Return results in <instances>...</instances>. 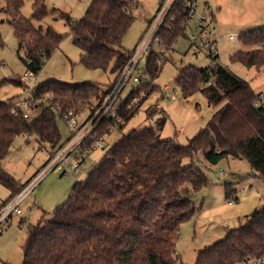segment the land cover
Wrapping results in <instances>:
<instances>
[{
    "label": "trees",
    "instance_id": "16d2710c",
    "mask_svg": "<svg viewBox=\"0 0 264 264\" xmlns=\"http://www.w3.org/2000/svg\"><path fill=\"white\" fill-rule=\"evenodd\" d=\"M4 1L8 22L24 54L22 60L27 70L36 74L59 48L63 36L50 26L45 29L34 24L49 16L46 0H32L30 20L21 13L24 0ZM52 12L71 27L82 50V64L89 69L107 70L114 61L112 72L117 81L133 54L118 50L135 21L130 1L94 0L85 17L77 22L65 12ZM176 12L177 21L158 32L159 45L167 50L184 34L183 6H178ZM240 38L247 50L232 58L248 68L262 69L264 29ZM157 56L152 50L147 58L144 72L149 79L141 74L137 88L124 99L118 97L115 109L121 122L114 126L113 119L104 117L85 139V147L113 127L122 131L140 111L156 88L153 81L160 71ZM217 59L205 68H181L175 79L185 98L201 92L210 106L219 107L207 125L186 144L173 137L162 138V119L155 126L123 133L88 178L76 180L67 200L53 214L44 213L38 223L28 227L22 264H177L173 253L180 228L196 214L194 193L208 185L203 168L195 165L196 158L202 156L212 165L229 157L244 158L252 174L264 180V103L256 107L260 94ZM115 83L102 90L90 82L70 85L49 80L30 91L28 101L38 102L36 108L42 107L31 118L24 117L18 104L0 99V183L11 190L10 199L27 185L18 184L3 167L16 137L35 136L41 147L55 149L61 141L58 118L68 111L79 115L89 110L93 115ZM57 151L52 152L51 159ZM232 193L234 190H228L227 197ZM248 260H262L259 264H264V206L222 240L199 250L195 264H245Z\"/></svg>",
    "mask_w": 264,
    "mask_h": 264
},
{
    "label": "rangeland",
    "instance_id": "374dc122",
    "mask_svg": "<svg viewBox=\"0 0 264 264\" xmlns=\"http://www.w3.org/2000/svg\"><path fill=\"white\" fill-rule=\"evenodd\" d=\"M93 1L46 0L49 16L43 22H34V24L42 25L45 29L52 27L63 36V41L45 60L38 73L33 74L27 70L22 60L24 54L19 51L14 28L8 22V16L4 11L5 1L0 0L1 100L16 103L25 111L30 89L49 80L70 85L90 82L99 85L102 90H107L116 82L117 75L112 72L114 61L107 70L89 69L82 64V50L75 42L71 27L65 19L57 17V12H52L54 9L65 12L77 22L85 17ZM129 1L135 21L125 34L121 48L118 49L126 54L134 52L137 45L145 38L150 30H148L149 21L155 17L160 6V0ZM221 4H224V9L221 10L217 23L219 36L217 61L248 81L256 94H260L264 99V67L260 70L255 67L248 68L232 58L235 53L247 50L241 42L242 34L264 29V0H221ZM21 13L25 19H32V0H24ZM189 33L190 30L184 31L169 50L161 47L157 42L154 43L153 50L158 55L157 61L160 67L153 81L155 90L149 94L140 111L126 123L122 131L118 127L111 129L104 149L89 152L86 159L89 170L69 175H63L59 169L49 171L42 182L20 204L22 214L14 213L0 223V264L23 263V245L28 238V227L38 223L44 212L47 216L53 214L54 210L67 200L76 180L84 181L88 178L92 168L123 133L150 125L155 126L158 120L162 119V130L159 131L162 138L173 137L179 143L186 144L188 139L207 125L219 107L210 106L201 92L185 98L175 80L181 68L190 65L205 68L213 63V59L207 54L191 47L188 40ZM230 36L234 39H230ZM146 61L147 59L144 58L139 65L142 74H145ZM29 72L32 77L25 78V74ZM135 76L130 79L121 94L123 99L139 85V82L135 81ZM144 79L148 80L149 76L145 74ZM36 103L39 105L38 102ZM43 103L46 104V101ZM37 104H32L31 108L34 111L29 112L31 116L41 111L42 107L36 108ZM90 114L91 111H87L86 115ZM57 125L61 133V141L55 149H51L48 145L41 147L35 136L16 137L10 154L3 162V167L18 184L31 182L34 179L33 175L39 174L49 163L52 152H56L70 139L72 133L69 124L63 118H58ZM199 157L203 162L205 161L202 156ZM205 163L207 164L206 161ZM203 172L207 177L208 185L194 193L196 214L180 228L179 240L173 253L177 264H195L199 250L222 240L227 231L242 226L246 216L264 206V180L252 174L246 159L225 158L217 165L203 168ZM226 185H229V189H226ZM228 190H234L231 197H227ZM11 195V190L0 183V212L12 201Z\"/></svg>",
    "mask_w": 264,
    "mask_h": 264
},
{
    "label": "built area",
    "instance_id": "2783aa9c",
    "mask_svg": "<svg viewBox=\"0 0 264 264\" xmlns=\"http://www.w3.org/2000/svg\"><path fill=\"white\" fill-rule=\"evenodd\" d=\"M182 5L184 10V24L183 30H190L188 40L192 48L197 51L207 54L212 59L219 56L218 47V26L215 20V9L209 0H160L159 9L155 17L148 25L149 32L145 38L137 45L129 64L122 72L121 76L116 81L112 91L107 96L102 105L92 115L81 113L75 115L73 111H68L62 114V118L69 124L72 133L70 139L62 146L55 156L49 161L44 169L37 174L31 182L8 204L2 212H0V223L12 214L21 215L20 204L30 195L34 189L42 182L49 171L59 169L63 175L77 174L79 172H87L89 167L87 165V156L91 150L104 149L105 144L108 143L109 134L105 133L100 139L95 141L90 147H85V139L92 133L99 122L106 116L114 120V126L118 125L121 120L117 118L116 102L118 97L123 93L127 83L135 76V81H138L141 72L139 65L144 58H148L150 52L153 50L154 43L160 42L158 32L169 24H174L177 20L178 6ZM175 13V15H174ZM183 16V13L181 14ZM151 27V28H150ZM152 33V34H151ZM230 39H234L230 36ZM218 60V59H217ZM218 62V61H216ZM32 74L26 73L25 78H31ZM34 89V88H32ZM30 89V91L32 90ZM264 99L259 97L256 102V107H262ZM32 102L27 101L26 109L24 111L25 118H31L29 114L33 108ZM34 111V110H33ZM86 116H85V115ZM34 116V115H33ZM82 119V121H80ZM195 165L202 168H210L212 164L203 162L200 157L196 158ZM94 168V167H93ZM92 168V169H93ZM262 260L254 261L248 260L245 264H259Z\"/></svg>",
    "mask_w": 264,
    "mask_h": 264
},
{
    "label": "crops",
    "instance_id": "0c3cea01",
    "mask_svg": "<svg viewBox=\"0 0 264 264\" xmlns=\"http://www.w3.org/2000/svg\"><path fill=\"white\" fill-rule=\"evenodd\" d=\"M212 4H213V7H214V9H215V20H216V22L218 23V18H220V16H221V10L222 9H224V4H221V0H209ZM217 3V4H216ZM223 5V6H222ZM220 10V11H219ZM260 29H262V28H260ZM249 50V49H248ZM167 88V87H166ZM159 107V106H158ZM153 120V119H152ZM36 174V173H35ZM33 175L34 177L37 175ZM32 176V177H33ZM32 177L30 178V179H32ZM28 182V181H27ZM45 213V212H44ZM253 213V212H252ZM251 213V214H252ZM250 214V215H251ZM249 216V215H248ZM248 216H246V221H247V219H248ZM245 221V222H246ZM226 233H228V231L226 232Z\"/></svg>",
    "mask_w": 264,
    "mask_h": 264
}]
</instances>
